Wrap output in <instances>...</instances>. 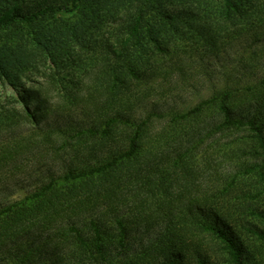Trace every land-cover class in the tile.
<instances>
[{
    "label": "trees",
    "instance_id": "1",
    "mask_svg": "<svg viewBox=\"0 0 264 264\" xmlns=\"http://www.w3.org/2000/svg\"><path fill=\"white\" fill-rule=\"evenodd\" d=\"M0 89V264H264V0H0Z\"/></svg>",
    "mask_w": 264,
    "mask_h": 264
},
{
    "label": "rangeland",
    "instance_id": "2",
    "mask_svg": "<svg viewBox=\"0 0 264 264\" xmlns=\"http://www.w3.org/2000/svg\"><path fill=\"white\" fill-rule=\"evenodd\" d=\"M217 64L218 62H215V64L213 63L212 66L214 68L211 70L208 69L209 71H203V68L198 67L197 70L194 71L195 73H190L188 76L189 79L184 81V85L181 84L174 86L173 93L171 95H166L165 98L161 94L160 96L162 98L156 96L152 101L153 103L149 105V108L154 105L159 107V109L166 110L169 108H182L194 105L203 95L207 94L208 90L211 88L210 86H212V83L217 82L219 78L218 70H220ZM3 93L4 91L0 89V97L3 95ZM147 237L148 236L143 235L142 240L146 239ZM204 248L216 263H222V258L220 257L218 249L214 244L204 246Z\"/></svg>",
    "mask_w": 264,
    "mask_h": 264
}]
</instances>
